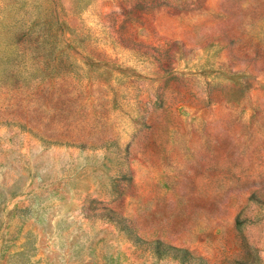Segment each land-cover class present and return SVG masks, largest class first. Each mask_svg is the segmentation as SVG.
<instances>
[{
    "label": "rangeland",
    "instance_id": "obj_1",
    "mask_svg": "<svg viewBox=\"0 0 264 264\" xmlns=\"http://www.w3.org/2000/svg\"><path fill=\"white\" fill-rule=\"evenodd\" d=\"M0 264H264V0H0Z\"/></svg>",
    "mask_w": 264,
    "mask_h": 264
}]
</instances>
